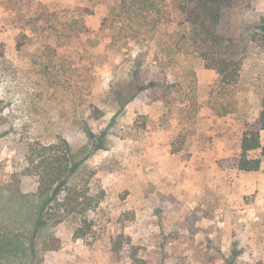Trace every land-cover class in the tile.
I'll return each mask as SVG.
<instances>
[{
    "label": "rangeland",
    "instance_id": "obj_1",
    "mask_svg": "<svg viewBox=\"0 0 264 264\" xmlns=\"http://www.w3.org/2000/svg\"><path fill=\"white\" fill-rule=\"evenodd\" d=\"M43 1L54 10L77 0ZM6 15L0 8V18ZM101 18L98 12L85 23L96 29ZM261 18L264 0H252L225 12L220 33L246 37ZM177 31L167 27L164 41L172 46ZM16 34L0 21L6 67L0 70V264H201L196 259L204 249L218 263L219 254L236 250L235 264H264V160L257 172L234 168L245 121L256 118L264 96V52L251 44L238 48L236 113L211 111L217 76L201 58L184 54H172L171 82L156 79L162 87L118 110L107 89L127 80L134 66L115 48L58 47L49 62L38 44L17 52ZM155 50L151 43L140 69L146 84ZM159 94L164 101L154 100ZM93 107L99 112L90 114ZM60 141L72 169L64 184L77 181L91 198L92 228L83 239H74L79 215L45 220L54 195L38 196L37 176L25 172L30 144ZM120 234L136 246L139 262L112 255L110 240Z\"/></svg>",
    "mask_w": 264,
    "mask_h": 264
},
{
    "label": "trees",
    "instance_id": "obj_2",
    "mask_svg": "<svg viewBox=\"0 0 264 264\" xmlns=\"http://www.w3.org/2000/svg\"><path fill=\"white\" fill-rule=\"evenodd\" d=\"M251 3L252 0H77L72 7L51 10L43 0H0V8L7 13L0 21L17 31V52L28 45L38 44L46 52L49 62L56 56L58 47L74 49L76 44H81L93 50L101 45L115 48L119 55L134 66L127 80L110 83L107 89L118 110L153 86L162 87L160 82H155L156 79L162 83L171 82L166 71L174 60L172 54L196 55L204 61L205 68L213 70L217 76L216 92L208 100V106L215 115L221 117L238 111L240 101L233 94L242 70V58L238 57L239 46L251 44L264 52V18L259 20L257 27L251 28L246 37L234 38L220 33L226 11L232 8L245 9ZM98 12L102 13V18L98 27L91 29L85 20ZM172 24L178 31L171 36V46L163 37L170 36L167 35V27ZM160 29H164L162 33ZM51 40H54L55 46ZM151 43L156 45L155 69L153 79L146 84L140 69ZM162 48H167L170 53L164 55ZM4 65V54L0 51V70H6ZM154 100L164 101L165 97L159 94ZM259 106L252 122L245 119L240 153L234 162V168L240 172H257L264 160V146L260 143V133L264 131V96ZM98 110L93 107L90 114L98 113ZM84 130L90 139L93 134L88 128ZM30 145L25 172L37 176L38 196L54 195L53 204L43 212L45 220H52L56 224L63 220L61 213L65 216L79 215L83 219L75 230L74 239L85 238L92 228L87 216L91 198L77 181L64 184L72 171L64 141L48 146L39 143ZM98 149L95 147L93 152ZM253 151H259V156L250 157ZM58 190L61 197L56 199ZM110 245V252L118 256L119 260L129 258L133 263L139 262L135 259L137 248L129 237L120 234L110 240ZM237 254L236 250L227 258L219 254L221 261L218 263L204 249L199 250L196 261L201 264H235Z\"/></svg>",
    "mask_w": 264,
    "mask_h": 264
},
{
    "label": "crops",
    "instance_id": "obj_3",
    "mask_svg": "<svg viewBox=\"0 0 264 264\" xmlns=\"http://www.w3.org/2000/svg\"><path fill=\"white\" fill-rule=\"evenodd\" d=\"M262 146H264V145H262Z\"/></svg>",
    "mask_w": 264,
    "mask_h": 264
}]
</instances>
